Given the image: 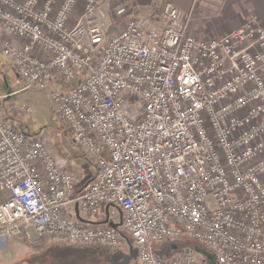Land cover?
<instances>
[{"label": "built area", "instance_id": "obj_1", "mask_svg": "<svg viewBox=\"0 0 264 264\" xmlns=\"http://www.w3.org/2000/svg\"><path fill=\"white\" fill-rule=\"evenodd\" d=\"M108 1L119 18L132 3ZM98 2L0 0V53L20 89L47 91L95 166L77 190L42 136L0 106V235L30 240L33 230L62 245L116 248L127 242L121 230L76 222L68 210L108 205L136 264H211L192 247L152 250L185 236L213 252L212 264H264V28L249 15L200 39L166 2L162 25L124 17L106 33Z\"/></svg>", "mask_w": 264, "mask_h": 264}, {"label": "rangeland", "instance_id": "obj_2", "mask_svg": "<svg viewBox=\"0 0 264 264\" xmlns=\"http://www.w3.org/2000/svg\"><path fill=\"white\" fill-rule=\"evenodd\" d=\"M128 4L126 9L127 12L128 10L130 12L131 10L128 8ZM164 4L165 3H162L160 9H162ZM136 15L145 22L147 26H155L158 22L159 24L162 23L160 22V19L157 22V19L150 18V14L147 13L145 9H143V12L141 10L139 14ZM96 16L105 28L106 33L111 30L113 25H116L118 28L123 27L124 23L122 20L124 17H133L124 16L123 18H119L114 16V11L108 0H99ZM137 17L134 16V18ZM215 17L217 16L214 15L213 17L208 18V22L211 23V20H214L213 24H215ZM185 20L189 24L188 19L186 18ZM216 28L217 27L214 29L215 31L213 30V33L209 34L203 33L202 31L199 38L214 37L215 35L221 34V31L218 32ZM51 85L53 84H48V86ZM10 86L13 89H18L8 101L10 105H12L11 108L13 107L15 114L18 115L20 126H22L23 130L32 136H42L48 151L51 154L54 153L60 157L61 161L65 166L70 168L75 177L78 176L81 168L84 172H87L88 167L90 164L92 165V162L81 152L80 148L77 147L74 141H72L70 132L66 129L63 119L55 112L54 104L49 100L47 91L35 87L21 90L20 87L22 84L17 78L12 79ZM16 105L20 107L30 106L31 111L25 114H20L18 109L15 108ZM63 159H66V161L64 162ZM77 167L79 170L75 172V168ZM108 210L111 212L115 211L112 205L109 206ZM79 213L83 218H88L91 221H98L105 215V209L101 208L93 214L88 215H85L82 211H79ZM72 217L75 218L74 214ZM117 228L121 229L125 235L130 237L127 229L124 228L122 223L118 224ZM31 233L32 236L33 234H36L33 230H31ZM172 242L165 239H159L158 241H152L151 247L154 252L159 251L162 255H172L171 253L177 252L174 250H179L180 248L185 249V247H192L196 244L192 239H189L186 236L176 238L174 242L176 245L171 249ZM15 246L17 245L15 244ZM32 248L30 251H32ZM23 249L24 246L19 247L18 250L16 249L17 264H136L135 246H132V249L129 250V243L126 241H123L116 248H107L97 245H69L68 247L66 246L62 248V250L57 243L53 242L52 245L41 250L39 248L36 250L33 248L36 251V254L32 252L31 256L29 254L22 255L24 253V251L22 252Z\"/></svg>", "mask_w": 264, "mask_h": 264}, {"label": "crops", "instance_id": "obj_3", "mask_svg": "<svg viewBox=\"0 0 264 264\" xmlns=\"http://www.w3.org/2000/svg\"><path fill=\"white\" fill-rule=\"evenodd\" d=\"M166 2L176 6L184 14V16L189 21V30L198 38L202 31L203 33L208 34L213 33L215 31V27H217L216 30L218 32L221 31L222 33L228 26L233 27L232 25L236 26L240 24V22H242L245 17L249 15H254L257 18L259 24L264 28V0H132V3L128 4V8H130L131 11L129 12L128 10L125 16L137 17L136 14H139L141 10L143 12V9H145L147 13L150 14V18L157 19V22L160 19V22L163 23L162 9H160V6L162 5V3ZM214 15L217 16L214 18L215 24H213L214 20H211V24L207 19L213 17ZM162 23L159 24L158 22L156 23V25L160 26L162 25ZM13 78H17L21 82V79H19V77L17 76L11 58L0 53V93L8 94L12 92L11 95L5 96L0 101V106L3 111L4 117L7 118L9 122L22 128V126H20V119L18 118V115L15 114L13 107L11 108L12 105H10L8 101L18 90L13 89L10 86ZM51 84H53L51 86H58V84L55 83ZM63 160L64 162L66 161V159ZM78 170V167L75 168V172ZM94 172L95 166H93V164H90L87 172H84L82 168L79 170V174L76 177V180H78V182L76 183L77 190H79L82 186L88 183L89 180H91ZM68 210L72 216V213L74 214L75 212V206H69ZM73 219L76 222H79L78 220H76V218ZM53 242L55 241H52L47 237L40 238L36 236V234H33L30 240L19 236L15 237L0 235V264H17L16 249L18 250L19 247L24 246V249L22 250V252L24 251V253L22 255L29 254L31 256L32 252L36 254L35 250L37 248H39L40 250L44 249L45 247L52 245ZM55 243H57V241ZM15 244L17 246H15ZM57 245L62 250V248L66 246L68 247L69 245L73 246L77 244L69 243L62 245L57 243ZM172 247L173 244L171 246V249ZM31 248L32 251H30Z\"/></svg>", "mask_w": 264, "mask_h": 264}, {"label": "water", "instance_id": "obj_4", "mask_svg": "<svg viewBox=\"0 0 264 264\" xmlns=\"http://www.w3.org/2000/svg\"><path fill=\"white\" fill-rule=\"evenodd\" d=\"M75 212H74V217L78 220V221H83V222H88V223H103V224H109L111 227L113 228H117L118 224L121 223V221L119 222H113L112 220H109V218L107 217V207L108 205L106 206V209H105V215H104V218L101 219V220H98V221H91L89 219H86V218H83L79 215V211H78V205H76L75 203ZM175 246V244H173V247ZM131 247V246H130ZM192 249L195 251V252H200L205 258L206 260H208L211 264L213 263V258H214V255H213V252L211 251H208L205 247H203L202 245L200 244H195L194 246H192Z\"/></svg>", "mask_w": 264, "mask_h": 264}, {"label": "trees", "instance_id": "obj_5", "mask_svg": "<svg viewBox=\"0 0 264 264\" xmlns=\"http://www.w3.org/2000/svg\"><path fill=\"white\" fill-rule=\"evenodd\" d=\"M117 230H121V229H118L117 228ZM121 232H122V230H121ZM123 233V232H122ZM124 234V233H123ZM126 237H127V242L129 243V250H131L132 249V242H131V240H130V237H128V235H125ZM131 246V247H130ZM155 254H157V255H160V254H162V253H159V251L158 252H155ZM172 254V253H171Z\"/></svg>", "mask_w": 264, "mask_h": 264}]
</instances>
